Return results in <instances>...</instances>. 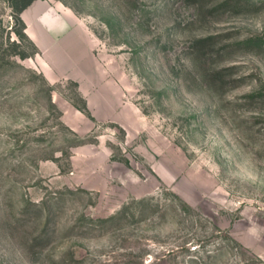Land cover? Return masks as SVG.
<instances>
[{"label":"rangeland","instance_id":"374dc122","mask_svg":"<svg viewBox=\"0 0 264 264\" xmlns=\"http://www.w3.org/2000/svg\"><path fill=\"white\" fill-rule=\"evenodd\" d=\"M23 1L0 264H264V0Z\"/></svg>","mask_w":264,"mask_h":264},{"label":"crops","instance_id":"0c3cea01","mask_svg":"<svg viewBox=\"0 0 264 264\" xmlns=\"http://www.w3.org/2000/svg\"><path fill=\"white\" fill-rule=\"evenodd\" d=\"M26 10V9H25ZM24 9H23V11L22 12H24L25 11ZM22 12H21V16H22V18H24L23 17V15H22ZM29 17V16H28ZM26 18H24V20H25ZM25 22H26V28H29V26H30V24H29V22L28 21H26L25 20ZM32 24H33V29H34V32H35V35H36V37L34 38V39H32V40H34V42L39 46V47H41V48H43V40H42V38H41V36H40V34H39V31H41V29H43L42 28V24L41 23H35V22H31ZM31 28V27H30ZM30 31V30H29ZM30 33V32H29ZM29 33H28V31H27V34L29 35ZM30 36V35H29Z\"/></svg>","mask_w":264,"mask_h":264},{"label":"trees","instance_id":"16d2710c","mask_svg":"<svg viewBox=\"0 0 264 264\" xmlns=\"http://www.w3.org/2000/svg\"><path fill=\"white\" fill-rule=\"evenodd\" d=\"M33 0H24L19 6H18V11H22L24 8H26ZM17 18L22 20V22L25 24L23 19L21 18L20 15H17ZM27 35V34H26Z\"/></svg>","mask_w":264,"mask_h":264}]
</instances>
